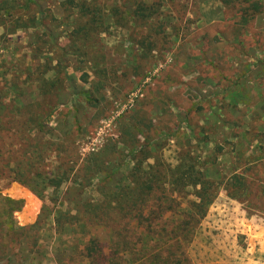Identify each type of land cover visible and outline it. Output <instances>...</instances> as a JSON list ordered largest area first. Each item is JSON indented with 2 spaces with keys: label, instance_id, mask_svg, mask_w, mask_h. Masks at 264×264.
I'll list each match as a JSON object with an SVG mask.
<instances>
[{
  "label": "rangeland",
  "instance_id": "1",
  "mask_svg": "<svg viewBox=\"0 0 264 264\" xmlns=\"http://www.w3.org/2000/svg\"><path fill=\"white\" fill-rule=\"evenodd\" d=\"M66 1L32 0L15 9L30 28L0 26V196L10 200L0 202L1 229L16 238L36 224L30 236L48 245L42 264H86L85 243L108 242L102 226L60 236L57 218L71 223L108 200L135 165L134 146L154 143L147 164L174 168L181 153L206 158L217 143L205 152L196 138L210 106L242 110L224 120L264 123V0H88L84 13ZM105 154L94 178L91 159ZM32 198L36 214L23 219ZM229 199L222 190L202 221L193 264H261L253 224L264 207Z\"/></svg>",
  "mask_w": 264,
  "mask_h": 264
},
{
  "label": "trees",
  "instance_id": "2",
  "mask_svg": "<svg viewBox=\"0 0 264 264\" xmlns=\"http://www.w3.org/2000/svg\"><path fill=\"white\" fill-rule=\"evenodd\" d=\"M75 1L67 0L63 3L64 9L70 5L84 13L90 7L88 0L77 4ZM28 2L32 0H26L23 5L19 0H14L13 4L10 0H0V26L6 25L10 19L12 32L30 28L21 23L20 14L15 12L16 8L30 7ZM91 20L87 19L86 23L90 24ZM93 32L89 26L87 35ZM208 111L210 116L196 133V138L204 144L205 152H209L211 141H217L206 158H203L204 153L200 156L202 151L200 154L188 151L181 153L182 159L174 168L161 158L150 165L147 162L153 158L154 143L146 142L138 148L134 146L129 156L135 165L127 173H121L118 179L121 186L116 192H110L108 200L88 206V215L76 216L71 223L62 217L57 218L60 236L77 225L86 230L91 226H102L109 231L106 244L97 238L85 243L81 252L86 264H193L188 255L189 247L210 207L224 189L232 199L263 210L264 123L245 118L237 122L224 120L221 113L237 115L242 112L230 104H214ZM245 115L247 113L242 117ZM223 132L227 138L220 144L218 137H222ZM211 134L213 138H209ZM233 138L237 141L231 142ZM230 143L232 151L228 160L226 147ZM105 156L91 159L89 168L94 178L105 171ZM120 171L118 169L114 174ZM190 194H193V199H189ZM28 196L25 193V197ZM32 200L28 199L21 216L23 219L36 214L37 202ZM3 201L10 202L9 198L0 196V202ZM77 210L80 212L81 209ZM1 228L0 222V264H42L39 258L44 254L41 251L47 250L48 245L43 246L36 237L30 236L36 230V224L21 229L16 238ZM20 239L24 240L20 242ZM66 253V250L61 252L62 255ZM31 254H34L33 258Z\"/></svg>",
  "mask_w": 264,
  "mask_h": 264
},
{
  "label": "crops",
  "instance_id": "3",
  "mask_svg": "<svg viewBox=\"0 0 264 264\" xmlns=\"http://www.w3.org/2000/svg\"><path fill=\"white\" fill-rule=\"evenodd\" d=\"M230 159H231V157L228 158V160H230ZM229 200H230L231 204L235 203L234 199H229ZM215 206L217 207V210H218L219 206H221V204H218V197H217L216 201L214 202V204L211 206V212ZM220 210H221V208H220ZM244 221H248V219L244 218ZM253 226L255 227V234H253L255 238H253V239H254V242L257 241V243H258L257 249H256L258 260H259V263L264 264V218H262V221L259 224H253ZM244 230H245V228H244Z\"/></svg>",
  "mask_w": 264,
  "mask_h": 264
}]
</instances>
